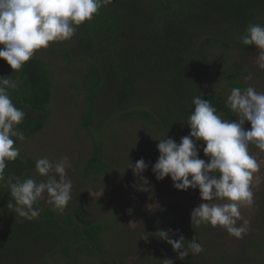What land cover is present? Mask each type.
I'll return each instance as SVG.
<instances>
[{"label":"trees","instance_id":"16d2710c","mask_svg":"<svg viewBox=\"0 0 264 264\" xmlns=\"http://www.w3.org/2000/svg\"><path fill=\"white\" fill-rule=\"evenodd\" d=\"M252 23L264 26V0H112L90 22L79 26L72 47L60 54L69 64L80 60L88 63V70L75 86L84 104L81 126L92 142V152L79 175L84 179L107 177L108 182L103 183L116 188L115 179L122 170L111 168L127 163H121L108 149L117 142L115 124L123 120L150 127L157 140L169 137L179 143L191 131L187 119L194 111L193 97L209 100L220 116L233 115L217 78L244 88L237 79L245 71L218 68L214 56L219 50L246 47L240 37ZM13 72L0 59V76H12ZM12 78L17 88L9 91L10 98L26 114L19 130L26 138L33 137L51 116L52 72L44 57L34 55ZM142 140L136 145L137 157L142 159L146 151L154 150L150 171L155 176L152 168L160 153L153 148L155 143L146 145ZM20 143L16 140L14 146ZM196 143L199 157L208 162L210 158L203 152L205 142ZM35 163L33 156L20 150L16 161L8 163L5 177L31 178ZM162 182L170 184L171 177ZM10 199L7 187L0 184V264H49L56 254L67 258L69 264H98L103 259L98 257L114 243L110 231H118L122 223L120 213L89 221L86 204L74 196L63 212L53 211L40 200L35 205L40 215L27 220L8 208ZM211 228L192 225L191 216L178 220L155 213L148 227L151 236L142 238L141 248L152 244L154 264H165V259L174 264H226V257L215 263L207 255L203 239ZM161 229L174 239L181 234L186 241L197 237L203 252L184 261L177 259L166 241L154 238ZM242 253L264 264V239L253 238Z\"/></svg>","mask_w":264,"mask_h":264},{"label":"clouds","instance_id":"9594fccd","mask_svg":"<svg viewBox=\"0 0 264 264\" xmlns=\"http://www.w3.org/2000/svg\"><path fill=\"white\" fill-rule=\"evenodd\" d=\"M111 3L112 0H0V45H3L0 59L11 66L13 74L18 73L39 50L47 49L50 43L72 39L79 26L90 22L102 7ZM240 42L257 48L255 63L264 70V26L249 24ZM12 76H0V184L8 189L11 198L8 208L21 218L33 220L40 215L35 205L45 194L46 203L57 212H63L72 199V181L67 177L70 163L66 156L58 160L46 156L37 159L36 172L46 178L40 182L5 177L8 163L20 156L19 148L14 146L16 140L26 139L18 127L26 114L9 95L10 90L17 88ZM244 79L250 81L253 76L249 73ZM192 104L194 111L187 119L190 134L183 136L179 143L169 137L158 140L160 155L152 171L160 181L170 176L177 190L199 189L203 202L191 212L192 225L220 227L230 236L242 239L250 222L243 219L241 209L254 204L252 183L260 167L249 147L254 145L264 152V92H258L253 86L243 90L231 88L226 107L235 114L236 120L223 119L209 100L199 96L193 97ZM246 122H250V130L245 129ZM201 140L205 142L203 152L210 158L208 162L199 157L196 142ZM128 168L142 181L139 187L136 183L132 187L149 191L146 187L149 182L142 176L147 169L144 159ZM242 219L243 223L238 226L237 222ZM154 236L166 241L181 261L204 250L197 237L186 241L181 234L179 239H174L163 229ZM164 261L174 264L170 259Z\"/></svg>","mask_w":264,"mask_h":264},{"label":"rangeland","instance_id":"374dc122","mask_svg":"<svg viewBox=\"0 0 264 264\" xmlns=\"http://www.w3.org/2000/svg\"><path fill=\"white\" fill-rule=\"evenodd\" d=\"M74 41L73 36L67 41L53 42L47 49H41L35 54L44 57L52 72L54 95L50 104L51 116L43 130L33 137H27L18 148L36 160L45 156L50 160L68 157L70 167L67 169V177L72 181L71 196L86 204L85 211L89 221L107 219L115 213L121 214L120 229L109 233L113 234L114 243L105 255L98 257L103 258L98 264H154V249L150 247L152 244L141 248L142 238L151 236L148 227L152 223L153 215L162 214L178 220L190 217L191 212L203 202L200 191L198 188L177 190L172 180L170 184L157 180L150 171L151 159L155 156L154 150L146 151L147 155L142 158L147 164L142 176L149 182L146 185L149 191L138 190L142 181H138L132 169L128 168L141 159L137 157L136 145L142 137V142L146 145L155 143L153 148L158 154L159 141L150 127L144 128L140 122L131 119L115 124L117 142L110 144L108 149L109 154H113L121 163H127L111 168L112 171L122 170L120 176L115 179L118 182L116 188L103 183L108 182L107 177L84 179L79 175V172L83 171L87 156L92 152V142L81 126L84 104L75 88L88 70V63L80 60L69 64L60 55L65 48L72 47ZM256 53V47L246 46L228 52L219 50L214 58L218 68L225 71H245L237 79L244 86L239 88L243 90L253 86L258 92H264V70H260L255 63ZM249 73L253 79L247 81L244 78ZM217 80L224 86V94L227 97L234 86L222 77ZM221 117L238 119L234 113L229 116L222 113ZM244 127L250 130V122H246ZM249 152L260 165L252 183L254 204L241 209L243 219L250 222L249 230L242 239L230 236L220 227H212L206 232L203 244L205 250H208L210 261L215 263L216 259L223 256L226 257V264H258L255 259L242 253L247 250L249 241L253 238L264 239L261 238L264 236V152L254 145H250ZM31 178L37 182L46 179L37 172ZM134 183L137 188L132 187ZM41 200L46 201L47 194ZM100 202L102 204H99ZM243 219L237 222L238 226L243 223ZM154 238L156 239L155 236ZM66 259L63 255L56 254L50 258L49 264H69Z\"/></svg>","mask_w":264,"mask_h":264}]
</instances>
